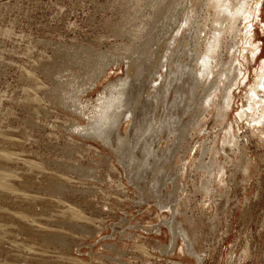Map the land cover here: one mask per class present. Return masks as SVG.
I'll return each mask as SVG.
<instances>
[{
    "label": "rangeland",
    "instance_id": "rangeland-1",
    "mask_svg": "<svg viewBox=\"0 0 264 264\" xmlns=\"http://www.w3.org/2000/svg\"><path fill=\"white\" fill-rule=\"evenodd\" d=\"M183 1L168 0L154 22L142 26L151 9L148 0H0V150L21 157L11 168L32 173L35 185L30 191H39L33 201L25 198L27 202L0 195V264H264V143L235 118L244 89L264 58V26L258 27L264 25V16L255 22L254 40L262 57L249 63L248 78L232 86L233 104L226 118L245 144L251 176L242 180L239 170L230 178L225 170L226 189H218L216 183L218 190L208 196L201 185L208 174L191 158L206 162L210 153L201 151V146L211 145L221 162L233 161L234 156L227 147L221 149L225 121L215 123L212 113L199 105L203 93L189 87L191 73L184 64L195 56L185 41L173 45L168 37L189 11ZM200 7L197 20L203 23L206 10ZM201 27L202 37L208 27ZM222 57L227 60V54ZM167 71L162 90L158 85ZM121 81H127L126 101L114 105L112 119L98 129L96 122L85 118L95 100ZM115 113L121 114V121ZM195 120L199 124L193 125ZM94 128L103 137H94ZM58 182L74 184L73 191L59 193ZM51 195L64 196L83 210L86 218L69 220L83 228L66 225L63 206L46 202ZM155 200L164 206L155 207ZM15 211L28 219L15 217ZM160 220L170 223L172 232L166 225L157 229ZM179 228L193 239L201 261L191 254H183L187 258L183 260L176 251L167 253L171 238L176 250L184 246ZM140 245L151 255L141 253Z\"/></svg>",
    "mask_w": 264,
    "mask_h": 264
},
{
    "label": "bare ground",
    "instance_id": "bare-ground-1",
    "mask_svg": "<svg viewBox=\"0 0 264 264\" xmlns=\"http://www.w3.org/2000/svg\"><path fill=\"white\" fill-rule=\"evenodd\" d=\"M177 3V0H175ZM185 2V1H183ZM186 2L189 4V11L187 12L185 10L184 16L181 18L180 21H178L176 28L174 29V34H169L170 41L173 45L177 44L178 41L183 40L185 45L188 46L189 52L192 51L193 56V62L189 64H184L185 67L188 68L189 74L191 73V77H189V87H191L194 90L198 89L203 93L201 98L202 102H200L199 105H201V108L205 111V113L210 112L212 113L211 116L214 119L215 123L216 122H224L225 121V126L224 130L222 133V136L220 138V145L221 149L224 150L225 147H227L231 153L234 156L233 161L231 159H228L227 161H219L218 159H215L214 154L212 153V149L215 148V146L211 145L209 147L207 146H201V151L209 152L210 155L207 159L206 162L201 160L200 158L192 159V164L197 168L200 169L201 171H204L207 173V177L205 181L202 182L203 186V192L206 193V195L210 196L211 193L216 192L218 189H226V171H228L230 178L231 176L234 177V173L236 174L241 170L240 172L243 175L242 180H248V178L251 176V171H250V160L248 156L246 155L245 152V144L238 140L236 135L233 132V126L232 122H227L226 118L229 114V110L231 108V102L233 98V89L232 86L238 87V84L244 79L248 78V67L249 63L251 61H255L259 57L260 54L258 53L260 49L259 42H255V22L258 21L261 22L260 16H264V0H186ZM185 2V4H186ZM134 3V2H133ZM132 3V4H133ZM163 4V8L159 7L160 4ZM180 3V1H179ZM131 4V5H132ZM187 4V5H188ZM148 5L151 8L150 11L146 13V20L143 23L142 26L147 25L149 22H152L155 18V14L160 10L164 9L168 5V0H148ZM181 5V3H180ZM186 5V6H187ZM133 6V5H132ZM183 6V5H182ZM201 6L200 8H205V13L204 14V22L199 23L198 15L197 12H201L202 10L198 9V7ZM183 8V7H181ZM186 9V8H185ZM188 9V6H187ZM165 13V12H164ZM182 13V11H181ZM175 14V13H174ZM199 14V13H198ZM172 16V15H171ZM181 16V14H180ZM203 16V15H202ZM165 19L167 17V13L164 15ZM201 17V16H200ZM172 18V17H171ZM201 18V19H202ZM200 19V18H199ZM165 21V20H164ZM154 22V21H153ZM208 27L207 32L204 34V36H200V31H202L201 26H206ZM171 26V25H170ZM263 23L258 26L260 29L263 28ZM166 30V29H165ZM173 31V30H172ZM184 31H189L187 34H184ZM203 32V31H202ZM172 33V32H171ZM182 36V38H181ZM166 37V36H165ZM168 38V39H169ZM181 38V39H180ZM164 42V38L162 39ZM167 45V44H165ZM183 45L182 48L185 46ZM159 46V45H158ZM165 47V46H164ZM163 47V48H164ZM158 48V47H157ZM162 48V46H160ZM162 48V50H164ZM174 48V47H173ZM172 48V49H173ZM177 48V47H176ZM160 50V49H158ZM224 51V53H223ZM170 52V51H169ZM223 54H227V60L224 61L223 59ZM191 55V54H190ZM171 56V55H170ZM187 56V55H186ZM167 58V56H165ZM161 58V57H159ZM192 59V57L190 58ZM189 59V60H190ZM178 60V59H177ZM184 60V59H183ZM187 61L190 62V61ZM171 61V60H170ZM168 62V61H167ZM178 62V61H177ZM179 62H181L179 60ZM185 62V61H184ZM176 63V62H175ZM47 64V63H46ZM257 67L254 69V77L252 82L249 84V86L244 89V94H243V102L241 103V107L239 111L236 112L235 118L236 121L238 120L242 125H246V128H248L249 132L251 135L256 136L257 139L263 141L264 143V58L257 63ZM48 65V64H47ZM173 65V64H172ZM176 65V64H175ZM180 65V64H177ZM181 65V66H184ZM41 66V65H39ZM167 66V65H166ZM47 67V66H46ZM171 67V66H170ZM254 67V66H253ZM175 68V67H174ZM173 68V69H174ZM41 69V68H40ZM43 69V68H42ZM45 69V68H44ZM43 69V70H44ZM176 69V68H175ZM185 70V68H183ZM47 70V69H46ZM165 70V69H164ZM170 70V69H169ZM172 70V69H171ZM179 72L180 75H182L181 71L182 68L179 67ZM28 71V70H27ZM174 71V70H173ZM178 70H176L177 72ZM186 71V70H185ZM43 72V71H42ZM168 72V71H167ZM165 74L164 79L162 78V82L159 83L158 87H163L165 86V81L169 75V72ZM184 72V71H183ZM250 72V71H249ZM172 73V72H171ZM170 73V74H171ZM30 74V72H29ZM179 73L177 72L176 76ZM186 74V73H184ZM188 74V75H189ZM34 75V73L32 74ZM221 75H223L224 79H221ZM159 76V74H158ZM172 76V75H171ZM170 76V79H171ZM175 76L176 79H178ZM185 76V75H183ZM34 77V76H33ZM32 77V79H33ZM181 77V76H180ZM174 78V80H175ZM96 79V76H93L92 81ZM129 79V78H128ZM180 79V78H179ZM182 79V78H181ZM36 81V80H35ZM42 81V80H41ZM173 81V80H172ZM170 81V83L172 82ZM178 81V80H176ZM186 81V80H185ZM123 82V81H121ZM127 82V81H126ZM123 82L120 83V85H116L115 88L111 91L109 90L108 94H105L103 96H99L93 104L92 108L90 109L89 116L85 118L84 115L83 117L85 119H88V121L96 122L97 128L99 129V125L105 126V124L108 123L109 120L112 119L113 114L110 112L112 107H116L114 105H121L122 101L125 100L123 97L125 96L126 92V85L127 83ZM132 82V80H131ZM128 82V83H131ZM175 82V81H173ZM172 82V83H173ZM187 82V81H186ZM53 83V82H52ZM169 83V82H168ZM55 85V84H54ZM61 85V84H60ZM173 85V84H172ZM35 86V85H34ZM40 86V85H39ZM43 86V85H42ZM113 86V85H112ZM131 86V85H130ZM171 86V85H170ZM169 86V87H170ZM168 87V86H166ZM35 88V87H34ZM33 88V90H34ZM41 88V87H40ZM83 89V88H82ZM129 89V88H128ZM127 89V90H128ZM168 89V88H167ZM172 89V87L170 88ZM43 90V89H42ZM53 90V89H51ZM50 90V92H51ZM165 90V89H164ZM41 91V90H40ZM129 91V90H128ZM127 91V92H128ZM37 92V91H36ZM39 92V91H38ZM44 92V90H43ZM48 92V91H47ZM194 92V91H193ZM46 93V92H45ZM156 93V92H155ZM161 94V92H159ZM157 93V94H159ZM167 93V91H166ZM44 94V93H43ZM42 94V96H43ZM130 95V93H128ZM127 94V95H128ZM164 94V93H163ZM28 95V94H27ZM37 95V94H36ZM46 95V94H45ZM31 96V95H30ZM167 96V95H166ZM33 97V95H32ZM70 97V96H69ZM165 97V96H164ZM44 98V97H43ZM47 98V96H46ZM85 98V97H84ZM200 99V98H199ZM42 100V98H41ZM76 100V99H75ZM68 101V100H67ZM71 101V100H70ZM74 101V100H73ZM78 101V100H77ZM80 101V100H79ZM126 101V100H125ZM197 101V100H196ZM127 102L128 99H127ZM29 103V102H28ZM53 103V102H52ZM63 103V102H62ZM91 103V101H90ZM69 104V103H68ZM128 104V103H127ZM131 104V103H130ZM197 104L194 102V105ZM82 105V104H81ZM87 105V104H86ZM124 105V104H123ZM126 105V104H125ZM26 106V105H24ZM36 106V105H35ZM73 106H75L73 104ZM84 106V104L82 105ZM90 106V104H89ZM198 106V105H197ZM30 107V106H29ZM28 107V108H29ZM41 107V106H40ZM88 107V106H87ZM120 107V106H119ZM36 108V107H35ZM84 108V107H83ZM121 108V107H120ZM23 109H25L23 107ZM128 109V106H127ZM31 110V109H30ZM33 110V109H32ZM45 110V109H41ZM87 110V109H86ZM199 110V109H197ZM34 111V110H33ZM46 111V110H45ZM44 111V112H45ZM65 111V110H64ZM67 111V110H66ZM83 111V110H82ZM77 112V111H76ZM126 112V111H125ZM198 112V111H197ZM201 112V111H200ZM29 113V112H28ZM35 114V112H32ZM85 113V112H84ZM83 113V114H84ZM78 114V113H77ZM87 114V113H86ZM204 114V113H203ZM81 115V114H80ZM31 116V115H30ZM202 116V115H201ZM82 117V116H81ZM115 117L117 120L120 119L121 114L115 113ZM160 117V116H159ZM83 118V119H84ZM204 119V115H203ZM211 119V120H213ZM115 120V122H118ZM121 121V120H119ZM162 121V120H161ZM197 121V120H195ZM193 121V122H195ZM237 121V124H238ZM74 122V121H73ZM200 120L195 122V124H199ZM204 122V121H203ZM222 122V124H223ZM35 123V122H34ZM76 123V122H75ZM159 123V122H158ZM93 124V123H92ZM114 124V123H113ZM117 124V123H116ZM218 124V123H217ZM66 125V124H64ZM68 125V124H67ZM66 125V126H67ZM78 125V124H76ZM90 125V124H89ZM110 125V124H109ZM118 125V124H117ZM34 126V125H33ZM112 126V125H111ZM120 127V124L118 125ZM81 128V127H80ZM158 129V128H157ZM222 129V128H221ZM81 130V129H80ZM94 130H97L94 128ZM93 131L92 135L94 137H103L102 136V131L97 130ZM106 130V129H105ZM118 130V129H117ZM161 130V129H159ZM116 131V130H113ZM9 132V131H7ZM82 132H85L82 131ZM108 132V131H107ZM117 132V131H116ZM2 133V132H1ZM113 133V132H112ZM90 134V133H89ZM91 135V136H92ZM104 135V134H103ZM118 135V134H117ZM160 135V134H159ZM8 136V135H7ZM113 136V134H109V137ZM116 136V135H115ZM114 136V137H115ZM119 136V135H118ZM11 137V136H10ZM90 137V136H89ZM12 138V137H11ZM14 138V137H13ZM118 138H121L120 136ZM117 138V139H118ZM6 139V138H5ZM4 139V140H5ZM8 139V138H7ZM107 139V138H106ZM110 139V138H109ZM115 139V138H114ZM114 140V142L117 141ZM173 139V138H172ZM3 140V139H2ZM20 140V139H19ZM113 140V139H111ZM123 141L122 139H120ZM1 141V140H0ZM8 142V140H6ZM101 141V140H100ZM103 141V140H102ZM105 141V140H104ZM107 141V140H106ZM120 141V143H122ZM119 142V141H117ZM10 143V142H9ZM13 143V142H12ZM111 143V141H110ZM109 143V144H110ZM113 143V142H112ZM48 144V143H47ZM108 144V145H109ZM115 144V143H114ZM119 143H117L118 145ZM21 145V144H20ZM56 145V144H55ZM111 145V144H110ZM264 146V144H262ZM48 146V145H47ZM54 147V146H53ZM112 147V146H111ZM121 147L122 150V145H118V148ZM116 148V149H118ZM9 149V148H8ZM199 149V148H198ZM211 149V152H210ZM10 151V150H9ZM113 151V149H112ZM114 151H116L114 149ZM118 151V150H117ZM116 151V152H117ZM120 151V150H119ZM200 152V151H199ZM118 153V152H117ZM120 153V152H119ZM122 153V152H121ZM187 153V152H186ZM204 154V153H203ZM203 154H201L203 156ZM187 155V154H186ZM225 155V154H224ZM19 156V155H18ZM17 155H13V153H10L8 151L0 150V195L1 194H8L9 196L13 197V199H18L19 201L22 202V199L25 200V198L30 199V201L34 200L38 196V192H31L33 189V174H27L25 172H16L14 169H12V165L21 157L18 158ZM130 156V155H129ZM128 157L132 158V157ZM133 156V155H132ZM191 156V155H190ZM136 157L134 156L133 159ZM127 159V160H128ZM132 159V160H133ZM29 160V159H28ZM42 160V159H41ZM126 160V162H127ZM136 160V159H135ZM134 160V161H135ZM20 162V161H19ZM28 162V161H27ZM129 162V161H128ZM131 163L133 161L130 160ZM229 162V163H228ZM23 163V162H22ZM25 163V161H24ZM38 163V162H37ZM54 163V162H53ZM257 163V162H256ZM26 164V163H25ZM35 165V163H33ZM64 164V163H63ZM42 165V163H41ZM56 165V164H55ZM185 165V164H184ZM16 166V165H15ZM48 166V165H47ZM130 166V165H129ZM132 166H134L132 164ZM137 166V165H135ZM32 167V166H31ZM42 167V166H41ZM58 167V166H57ZM62 167V166H59ZM128 167V166H127ZM217 167L214 171L213 168ZM230 167V168H229ZM14 168V167H13ZM20 168V167H19ZM29 168V167H28ZM68 168V167H67ZM74 168V167H73ZM81 168V167H80ZM16 169V168H15ZM61 169V168H60ZM78 169V167H77ZM132 169V168H131ZM66 170V169H65ZM84 170V169H83ZM18 171V170H17ZM30 171V170H29ZM34 171V170H33ZM44 171V170H43ZM57 171V170H56ZM55 171V172H56ZM80 171V170H79ZM87 171V170H86ZM199 171V170H198ZM213 171V172H212ZM46 172V170H45ZM49 172V171H48ZM82 172V169H81ZM201 172V173H204ZM69 173V171H68ZM73 172H70V174ZM84 173V171H83ZM240 173V174H241ZM42 174V172H41ZM55 174V173H54ZM77 174V173H76ZM79 174V173H78ZM239 174V175H240ZM38 175V174H37ZM36 175V177H37ZM88 175V174H87ZM225 175V176H224ZM238 175V176H239ZM241 175V176H242ZM41 176V175H38ZM44 176V175H43ZM67 177V176H66ZM78 177V176H77ZM52 176L50 177V179ZM81 178V177H79ZM36 179V178H35ZM75 179V178H74ZM39 181V180H38ZM62 182V181H61ZM229 182V181H228ZM57 183V182H56ZM216 183L218 184V189L215 190L216 188ZM40 184V182H39ZM52 184V182H51ZM221 184V186H220ZM35 185V184H34ZM55 185V184H54ZM74 185V184H73ZM73 185L71 187H73ZM52 186V185H50ZM48 186V187H50ZM55 187V186H53ZM66 186L65 184H60L58 182V185L55 187L56 189H59V193L64 194L65 192H70L73 191V188ZM36 188V187H35ZM38 188V187H37ZM41 188V187H40ZM52 188V187H51ZM50 188V189H51ZM39 189V188H38ZM43 189V187H42ZM53 189V188H52ZM82 189V188H81ZM80 189V190H81ZM154 189V188H153ZM31 190V191H30ZM46 190V189H45ZM65 190V191H64ZM83 191V190H82ZM81 191V192H82ZM46 192V191H45ZM79 192V191H78ZM41 193V191H40ZM76 193V192H75ZM80 193V192H79ZM153 197L155 199L158 197L157 196V191L153 190L150 191ZM225 193V192H222ZM222 193H219L218 195H222ZM48 194V193H47ZM59 195V194H58ZM8 196V197H9ZM64 197V196H63ZM62 196H57V195H51L47 199L48 205L51 203H56L58 205H62L63 209L62 211H65V219L69 222L70 219H82L86 218L83 210L78 207L74 202H70L66 199H64ZM7 198V196H6ZM5 198V199H6ZM2 199V198H1ZM45 199V198H44ZM4 200V199H2ZM15 200L13 202H15ZM247 200V199H246ZM11 201V200H10ZM28 201V203L30 202ZM42 201V200H41ZM5 202V201H4ZM9 202V201H7ZM39 202V201H38ZM44 202V201H43ZM12 203V202H11ZM19 203V202H17ZM16 203V205H17ZM41 203V202H40ZM4 204V203H3ZM31 205V204H30ZM47 205V204H46ZM53 205V204H52ZM57 205V207H58ZM8 206V205H7ZM15 206V205H14ZM50 206V205H49ZM55 206V205H54ZM154 206L157 208L163 207L162 201L155 200ZM11 207V206H10ZM53 207V206H52ZM55 208V207H53ZM169 207V206H167ZM3 207H0V209ZM43 208V207H42ZM45 208V207H44ZM49 209V208H48ZM7 210V209H6ZM15 210V209H14ZM56 210V209H55ZM58 210V209H57ZM175 210V208L173 209ZM178 210V209H177ZM2 211V210H1ZM0 211V212H1ZM25 211V210H24ZM5 212V210H4ZM13 212V211H12ZM18 211H15V217L19 216L23 219L27 218L28 216L23 215L22 213H17ZM42 212V211H41ZM14 213V212H13ZM59 214V213H58ZM64 214V213H63ZM52 215V213H51ZM62 215V214H61ZM36 216V215H35ZM56 216V215H55ZM68 216V217H67ZM90 216V215H89ZM50 217V215H49ZM48 217V218H49ZM52 218V217H51ZM55 219V218H54ZM57 219V218H56ZM55 219V220H56ZM19 220V219H18ZM62 220V219H61ZM90 220V219H89ZM95 220V219H94ZM23 221V220H21ZM36 221V220H35ZM34 221V222H35ZM65 222L67 223L66 225L69 227H79L83 228L82 225H79L78 223L76 226L74 225L73 220L71 222ZM92 221V220H91ZM17 222V221H16ZM20 222V221H19ZM33 222V221H32ZM53 222V221H51ZM94 222V221H93ZM92 222V223H93ZM6 223V222H5ZM4 223V224H5ZM22 223V222H21ZM37 223V222H36ZM91 223V222H90ZM40 224V223H39ZM87 224V223H86ZM6 225V224H5ZM64 225V226H66ZM161 225H166L168 229L172 232V227L170 223L160 220L159 224H156L157 229L162 230ZM13 226V224H12ZM16 226V225H15ZM19 226V225H18ZM39 226V225H38ZM62 226V225H59ZM85 226V225H84ZM17 227V226H16ZM26 227V226H25ZM48 227V226H47ZM34 228V227H33ZM35 229V228H34ZM49 229V228H48ZM73 228H71L72 230ZM85 229V228H84ZM83 229V231H85ZM18 230V229H17ZM32 230V229H31ZM65 230V229H64ZM69 230V229H68ZM69 230V231H71ZM14 231V230H13ZM21 231V229L19 230ZM38 231V230H36ZM56 232V230H54ZM78 231V230H77ZM179 232H181V240L183 241V245L179 246V248L176 250L177 243H174L172 238H171V243L169 244L170 248L167 250V253H174L175 251L178 252V254H182L183 260H187L186 256L188 254H191V256H195L197 260H200L199 253H197L196 249L193 246V239H190L187 234V232L183 228L178 229ZM18 232V231H17ZM16 232V233H17ZM51 232V231H50ZM49 232V233H50ZM82 232V230H81ZM87 232V231H86ZM146 232V231H145ZM27 233V232H26ZM31 233V232H30ZM33 233V232H32ZM58 233V232H57ZM88 233V232H87ZM86 233V234H87ZM93 233V232H92ZM189 233V232H188ZM38 234V233H37ZM63 234V233H62ZM24 235V234H23ZM27 235V234H26ZM36 235V234H35ZM67 235V234H66ZM78 235V234H77ZM93 235V234H91ZM72 236V235H71ZM74 236V235H73ZM80 236V235H79ZM171 236V235H170ZM43 235L41 236V238ZM45 237V236H44ZM48 237V236H47ZM45 237V238H47ZM28 240V238H27ZM35 240V239H34ZM48 240V239H46ZM69 240V239H68ZM77 240V239H76ZM1 241V239H0ZM16 241V240H15ZM33 241V240H30ZM75 241V240H74ZM13 242V241H12ZM43 242V241H42ZM61 242V241H60ZM59 242V244H60ZM22 243V242H21ZM46 242H44L45 244ZM74 243V242H73ZM139 243V242H138ZM23 244V243H22ZM63 244V243H62ZM77 244V243H75ZM50 245V244H49ZM64 245V244H63ZM78 246H81L80 244ZM68 247V246H67ZM66 247V248H67ZM90 247V246H89ZM92 247V246H91ZM166 247V245L164 246ZM18 248V247H17ZM35 249V248H34ZM42 249V248H40ZM139 251L143 254L146 255H151V253H148V249L144 245H140L138 247ZM155 249V248H154ZM245 249V248H244ZM243 249V250H244ZM43 250V249H42ZM80 250V249H79ZM24 251V250H23ZM22 251V252H23ZM35 251V250H34ZM46 251V250H45ZM55 251V250H54ZM162 251V250H161ZM41 252V251H40ZM43 252V251H42ZM41 252V253H42ZM53 252V251H52ZM58 252V251H57ZM50 253V252H49ZM55 253V252H54ZM59 254V253H58ZM186 256H184V255ZM54 255V254H53ZM136 255V254H135ZM26 256V255H25ZM39 256H42L39 254ZM141 256V255H140ZM24 257V256H23ZM28 257V256H27ZM53 257V256H52ZM229 261L234 257L233 251H230L229 253ZM29 258V257H28ZM37 258V257H36ZM72 258V257H71ZM34 259V258H32ZM52 259V258H51ZM56 259V258H55ZM62 259V258H60ZM64 259V258H63ZM26 260V259H25ZM41 260V259H40ZM35 261V260H33ZM50 261V260H49ZM54 261V260H51ZM47 262V261H46ZM231 262V261H230ZM178 263V262H176ZM37 264V263H36Z\"/></svg>",
    "mask_w": 264,
    "mask_h": 264
}]
</instances>
